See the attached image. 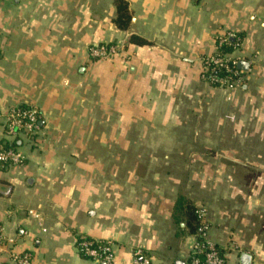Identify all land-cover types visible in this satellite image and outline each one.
Returning a JSON list of instances; mask_svg holds the SVG:
<instances>
[{
    "label": "crops",
    "instance_id": "crops-1",
    "mask_svg": "<svg viewBox=\"0 0 264 264\" xmlns=\"http://www.w3.org/2000/svg\"><path fill=\"white\" fill-rule=\"evenodd\" d=\"M126 2L132 22L125 30L116 25L115 0H0V111L33 107L46 128L69 103L86 102L90 86H105L88 50L113 43L126 52L114 67L116 95L126 85L129 102L171 110L165 119L197 118L212 146H264V0ZM230 33L232 57L249 70L228 100L201 74L202 59ZM6 141L0 121V144ZM258 150L246 152L241 164L233 153L216 156L212 172L183 181L145 179L128 208L114 202L97 214L96 226L85 210L50 213L30 157L22 166H0V264H14L12 252L30 254L32 264H105L82 256L80 236L112 241L111 264H139L137 249L151 264H185L195 236L178 208L182 200L208 209L211 237L228 264H242L244 253L251 264H264V150Z\"/></svg>",
    "mask_w": 264,
    "mask_h": 264
},
{
    "label": "rangeland",
    "instance_id": "rangeland-1",
    "mask_svg": "<svg viewBox=\"0 0 264 264\" xmlns=\"http://www.w3.org/2000/svg\"><path fill=\"white\" fill-rule=\"evenodd\" d=\"M125 56L124 46L113 59H95L88 50L90 67L100 68L97 72L103 74L105 86H90L86 102L69 103L68 110L38 130L40 134L23 136L25 145L17 147L37 166L50 213L85 210L88 222L96 226L97 214L111 209L114 202L115 207L128 208L130 196L139 192L145 179L183 181L199 171L212 172L216 156L233 153L240 163L249 150H264V146H212L214 140L209 141L197 118L189 123L183 118L165 119L172 116L171 110L129 102L126 85L119 93L121 103H114V96H119L111 83L114 67ZM69 192L74 193L72 199L66 198Z\"/></svg>",
    "mask_w": 264,
    "mask_h": 264
},
{
    "label": "built area",
    "instance_id": "built-area-1",
    "mask_svg": "<svg viewBox=\"0 0 264 264\" xmlns=\"http://www.w3.org/2000/svg\"><path fill=\"white\" fill-rule=\"evenodd\" d=\"M235 34H228L218 40V51L212 56L202 59V80L215 88L222 90L228 100L244 85L245 71L239 68L240 60L232 57V53L221 54L219 47L229 39H235ZM90 55L95 59H113L122 51L119 44H98L89 48ZM0 121L5 129L6 138L10 142L19 140L23 136H34L40 130L41 114L29 106L12 108L6 113L0 111ZM26 156L17 148L4 149L0 147V166L16 167L26 161ZM197 216L200 226L194 234L195 242L187 256L185 264H228L221 248L211 237V224L209 211L206 207H197ZM36 218L39 215L31 211ZM77 247L80 253L88 259L98 263L111 264L114 259V244L112 241L87 239L85 236L78 238ZM1 248V243H0ZM139 264H151V259L144 250L135 252ZM10 260L14 264H32L31 255L28 253L12 252ZM140 260V261H138Z\"/></svg>",
    "mask_w": 264,
    "mask_h": 264
},
{
    "label": "trees",
    "instance_id": "trees-1",
    "mask_svg": "<svg viewBox=\"0 0 264 264\" xmlns=\"http://www.w3.org/2000/svg\"><path fill=\"white\" fill-rule=\"evenodd\" d=\"M115 4L117 7V13L118 16L116 18V25L120 29H128L132 22V15L129 11V5L126 2V0H115ZM139 42L138 38H132V42ZM140 43H143V41H140ZM236 42L229 39L226 43H224L221 47H219V52L221 54L225 53H232L235 50ZM25 107V106H24ZM20 140V139H19ZM18 139L15 141H6V143H1L0 147L4 149H10V148H17L22 145V142ZM178 208L180 211L184 212L185 221L187 223V227L190 230L192 234H196L199 226H200V220L197 216V206L190 203H185L183 200L179 202ZM81 237V236H80ZM87 239H92L91 237L85 236ZM82 254V253H81ZM84 258H87L82 254Z\"/></svg>",
    "mask_w": 264,
    "mask_h": 264
},
{
    "label": "water",
    "instance_id": "water-1",
    "mask_svg": "<svg viewBox=\"0 0 264 264\" xmlns=\"http://www.w3.org/2000/svg\"><path fill=\"white\" fill-rule=\"evenodd\" d=\"M239 68L245 72H247L249 70V64L247 62H240L239 64ZM251 261H252V257L249 255V254H242L241 256V263L242 264H251ZM177 264H183L182 262H177Z\"/></svg>",
    "mask_w": 264,
    "mask_h": 264
}]
</instances>
